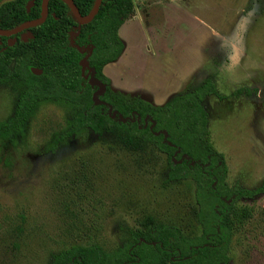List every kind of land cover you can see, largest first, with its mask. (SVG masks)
Segmentation results:
<instances>
[{"label": "rangeland", "instance_id": "1", "mask_svg": "<svg viewBox=\"0 0 264 264\" xmlns=\"http://www.w3.org/2000/svg\"><path fill=\"white\" fill-rule=\"evenodd\" d=\"M9 0H0V4ZM118 36L123 49L104 74L113 91L161 106L213 80L208 130L224 155L228 185L264 181V0H131ZM14 89L0 84V122ZM64 109L41 101L26 137L0 143V264H49L57 251L96 243L111 251L127 229L152 215L196 235L192 181L166 180L165 156L129 153L84 132L49 149ZM239 204L252 217L236 226L229 264H264V193Z\"/></svg>", "mask_w": 264, "mask_h": 264}, {"label": "trees", "instance_id": "2", "mask_svg": "<svg viewBox=\"0 0 264 264\" xmlns=\"http://www.w3.org/2000/svg\"><path fill=\"white\" fill-rule=\"evenodd\" d=\"M28 1L0 4V29L38 18L42 0H32L27 11ZM72 1L85 16L95 0ZM131 12V0H102L94 18L79 25L62 0H49L44 22L28 29L31 38L22 41L16 33L9 46L7 37H0V84L14 89L13 111L0 122V143L16 147L23 141L40 102L48 101L61 106L66 117L51 135L49 149L84 132L106 136L129 153L163 154L167 181L194 184L198 234L186 235L174 224L145 215L113 250L96 243L72 245L53 254L49 264H229L233 230L252 217L251 207L239 203L264 193V181L253 189L226 183L225 158L213 145L203 104L207 95L221 97L212 79L161 106L112 90L103 69L122 52L118 30ZM91 76L104 85L98 102L99 86L90 83Z\"/></svg>", "mask_w": 264, "mask_h": 264}, {"label": "water", "instance_id": "3", "mask_svg": "<svg viewBox=\"0 0 264 264\" xmlns=\"http://www.w3.org/2000/svg\"><path fill=\"white\" fill-rule=\"evenodd\" d=\"M62 1L69 7V9L71 10V13L73 14L74 18L77 20L78 24L83 25V24L89 23L94 18V16L98 12V9H99V6H100L102 0H95L91 11L85 16H83L79 13L78 9L76 8V5L74 4V2L72 0H62ZM48 2H49V0H42L41 1V13H40V16L38 18L24 22V23L16 26L13 29H10V30L0 29V37H7L8 38L7 43L9 46L13 45V42L16 39V38H11V36L18 33V32L24 31L23 33H21V38L23 39V41H26V38H31L32 34L28 29L30 27L36 26V25L44 22V20L46 19L47 15H48ZM32 5H33V1L29 0L28 3L26 4V10L29 11ZM0 43H1V41H0ZM81 65H82V68H85L87 66L86 57L84 59H82ZM31 71L34 74H40L41 73V71L37 70L36 68H31ZM90 83L96 84L99 86L98 92L94 95L95 101L98 102L97 95L101 94L103 92L104 85L101 84L100 82H98L92 76L90 78Z\"/></svg>", "mask_w": 264, "mask_h": 264}, {"label": "flooded vegetation", "instance_id": "4", "mask_svg": "<svg viewBox=\"0 0 264 264\" xmlns=\"http://www.w3.org/2000/svg\"><path fill=\"white\" fill-rule=\"evenodd\" d=\"M24 31H21V32H18L19 36L18 38L21 39L23 41V39L21 38V33H23ZM15 35V34H14ZM14 35L11 36V38H16L15 41L17 40V37H15ZM29 39V38H26V40ZM7 41H8V38H7ZM15 41L13 42V44L15 43ZM8 45V43H7Z\"/></svg>", "mask_w": 264, "mask_h": 264}]
</instances>
